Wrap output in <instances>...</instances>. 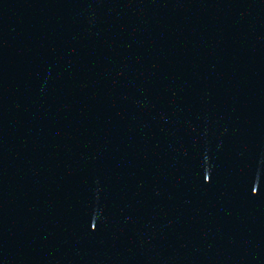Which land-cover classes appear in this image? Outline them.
<instances>
[{
	"label": "water",
	"instance_id": "95a60500",
	"mask_svg": "<svg viewBox=\"0 0 264 264\" xmlns=\"http://www.w3.org/2000/svg\"><path fill=\"white\" fill-rule=\"evenodd\" d=\"M0 264H264V0H0Z\"/></svg>",
	"mask_w": 264,
	"mask_h": 264
}]
</instances>
